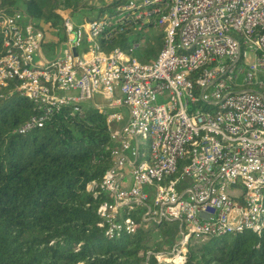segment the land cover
I'll use <instances>...</instances> for the list:
<instances>
[{
  "label": "built area",
  "instance_id": "2783aa9c",
  "mask_svg": "<svg viewBox=\"0 0 264 264\" xmlns=\"http://www.w3.org/2000/svg\"><path fill=\"white\" fill-rule=\"evenodd\" d=\"M118 1L111 11L58 8L64 36L46 57V33L22 11L0 9V88L31 101L15 132L42 128L62 109L103 117L112 146L102 179L98 227L109 239L178 223L168 250L145 264H183L189 244L264 231V0ZM118 33L151 34L147 62L105 50ZM153 44V38L148 40ZM98 97L99 101L95 100Z\"/></svg>",
  "mask_w": 264,
  "mask_h": 264
},
{
  "label": "trees",
  "instance_id": "16d2710c",
  "mask_svg": "<svg viewBox=\"0 0 264 264\" xmlns=\"http://www.w3.org/2000/svg\"><path fill=\"white\" fill-rule=\"evenodd\" d=\"M87 5V0H0L5 13L22 11L44 34L60 29L55 10L90 14L111 11L116 3ZM44 39L43 52L53 56L64 36ZM139 48L135 56L147 62L161 43ZM140 36L118 33L113 47L127 49ZM4 54L0 39V57ZM33 104L8 85L0 88V264H145L146 251L168 250L179 236L175 221L109 239L98 227V205L106 199L87 185L98 183L110 164L112 146L104 117L88 107L82 115L62 109L42 128L25 134L15 130L35 114ZM158 240L144 245L146 234ZM149 263L155 264L153 257ZM183 264H264V231L210 238L189 244Z\"/></svg>",
  "mask_w": 264,
  "mask_h": 264
},
{
  "label": "rangeland",
  "instance_id": "374dc122",
  "mask_svg": "<svg viewBox=\"0 0 264 264\" xmlns=\"http://www.w3.org/2000/svg\"><path fill=\"white\" fill-rule=\"evenodd\" d=\"M46 35V40H49V39H51V36L53 37L54 35L53 34H51V32H49V31H47V33L45 34ZM140 36V39L139 40H143V41H141L140 43H144L143 44V46L141 47V48H144V47H146L147 45H148V40L152 37V35L151 34H149V35H144V34H141V35H139ZM151 44V43H150ZM95 100L96 101H99L98 100V97H95ZM158 240V236L157 235H155V234H146L145 235V237H144V240H143V243H144V245L145 246H147V247H152L153 245H154V243L156 242ZM154 252H156V251H154Z\"/></svg>",
  "mask_w": 264,
  "mask_h": 264
}]
</instances>
